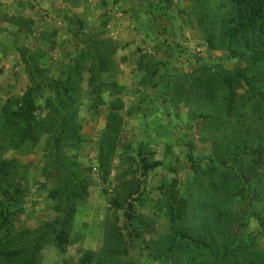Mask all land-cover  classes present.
I'll use <instances>...</instances> for the list:
<instances>
[{"label":"rangeland","instance_id":"obj_1","mask_svg":"<svg viewBox=\"0 0 264 264\" xmlns=\"http://www.w3.org/2000/svg\"><path fill=\"white\" fill-rule=\"evenodd\" d=\"M122 1L107 15L159 49L139 55L152 100L117 96V46L99 35L61 66L34 36L33 51L0 52L26 76L3 81L0 264H264V63L226 36L230 0H139L138 14ZM28 88L30 126L15 114ZM105 104L104 126H90ZM142 158L159 165L143 171Z\"/></svg>","mask_w":264,"mask_h":264},{"label":"crops","instance_id":"obj_2","mask_svg":"<svg viewBox=\"0 0 264 264\" xmlns=\"http://www.w3.org/2000/svg\"><path fill=\"white\" fill-rule=\"evenodd\" d=\"M137 1L139 0H123L122 4H127L128 11L133 14L134 7H131L130 2L135 6ZM113 2L116 0H0V33L5 37H17L15 44L11 38L0 42V52H16L26 50V47L33 51L34 48L26 44L28 39L24 36H34L35 39L30 43L37 44L41 57H52L53 65L61 66L64 65L63 61L58 57L63 53L68 55L70 52L81 51V38L88 34L99 35L117 46L115 56L118 70L115 81L122 92L117 96L122 97L126 105L138 101L143 93L149 94V99L152 100L154 92H147V85L142 83V61L139 55H157L159 49H155L156 46L152 42H139L135 32L130 30L132 26L127 29L124 21L121 22L118 18L119 15L114 16L115 18L107 15L109 3ZM27 8L33 10V13L29 14ZM4 60L6 61L0 59V110L14 95L10 87L3 86L4 83H19L26 79L24 74L18 72L17 61L8 58ZM52 79L64 80L60 74H54ZM158 79L162 80L159 74ZM105 96L107 103L114 98ZM108 105L100 107L98 116L90 122V126H104L109 111Z\"/></svg>","mask_w":264,"mask_h":264},{"label":"trees","instance_id":"obj_3","mask_svg":"<svg viewBox=\"0 0 264 264\" xmlns=\"http://www.w3.org/2000/svg\"><path fill=\"white\" fill-rule=\"evenodd\" d=\"M149 1V0H148ZM232 4L231 13L229 20L227 21V35L230 40H233L237 37H241L242 45L245 50L250 52V59L254 64H263L264 63V0H230ZM131 7H134L133 13H137L138 7L134 6L131 3ZM141 13V12H139ZM151 13V8H148L143 11V14ZM138 14V13H137ZM103 63V62H102ZM166 67V64H161V72L159 73V77L164 78V74L162 73L163 68ZM78 66L75 64L73 69L76 70ZM78 70V69H77ZM69 79V78H68ZM81 81V79H80ZM50 84H53L55 88L61 87L64 89H68L69 84L72 81L69 80H48ZM35 88L38 90L35 95H40L39 93V85H36ZM35 88H28L21 98V106L16 111V116L21 119L23 114L27 116L29 119L27 125L30 126V123L33 125L37 122V119L34 115H32V111L35 109V102L32 94L35 91ZM56 94V93H55ZM58 95V94H57ZM68 101H72L70 97H68ZM48 109L52 110V114H55L56 110H53L52 104H49ZM31 113V114H30ZM26 123V122H25ZM143 171L151 170L157 167L159 164L155 163H147L145 159L141 160ZM7 164V163H6ZM5 162L0 164V167L6 166ZM124 213V222L127 229L131 228L132 215H131V205L127 204V207L123 209ZM21 251V250H19ZM18 252H13L14 256ZM8 257L11 254L7 255Z\"/></svg>","mask_w":264,"mask_h":264}]
</instances>
